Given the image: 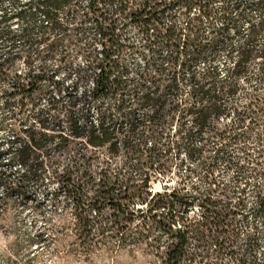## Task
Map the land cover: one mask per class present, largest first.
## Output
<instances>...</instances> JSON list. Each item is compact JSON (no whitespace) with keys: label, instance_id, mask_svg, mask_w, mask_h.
Masks as SVG:
<instances>
[{"label":"trees","instance_id":"1","mask_svg":"<svg viewBox=\"0 0 264 264\" xmlns=\"http://www.w3.org/2000/svg\"><path fill=\"white\" fill-rule=\"evenodd\" d=\"M66 9L67 23L59 19ZM39 15L47 22L37 20ZM71 24L79 33L74 53L58 37L68 36ZM129 25L139 35L130 45L124 38ZM124 49L132 51L128 58ZM221 52H226L231 64L225 79H220L215 66L197 69ZM127 59H132V65ZM21 60L27 66L25 73L17 68ZM256 61L260 84L251 87L248 79ZM261 88L264 0H0V94L8 96L0 105L9 108L13 98L21 95L19 111L9 115L21 124L26 119L20 114L28 104L35 107L46 98V105L31 116L25 137L13 131L7 141V150L13 153L8 162L25 169L16 177L15 186L41 183L43 175L50 174L57 184L52 200L65 202L60 194H72L73 208L84 214L85 231H95V224L104 218L108 224L96 228L100 234L114 225L121 232L125 222L138 223L152 237L150 245L157 244L158 264H196L192 246L198 224L188 218L193 208L217 215L242 214L241 219L224 223L232 237L227 255L237 264H264V250L262 258L255 253L264 223L250 221L243 211L248 196L253 216L264 218V132L259 134L254 157L247 147L237 149L245 154L246 162L233 155L238 144L249 138L247 131L239 130L246 119H250V129L264 126ZM240 92L242 100L237 99ZM187 116H191L190 127ZM7 119H0V138ZM221 120L229 122L218 126ZM135 133L138 141H134ZM56 136L82 139L87 148H106L112 155L124 150L144 158L140 189L129 192V186L120 187V201L114 203L110 201L112 187L101 178L93 185L98 188L92 196L73 181L69 166L50 170L45 159L28 153L29 145L43 146L40 140ZM181 140L188 143L185 150L190 159L203 156L199 165L209 186L204 191L192 187L199 195L185 188L152 193V174H165ZM198 140L206 142L198 145ZM4 153L0 148V158ZM220 163L235 169L228 182L214 177ZM213 184L220 195L211 194ZM107 194L106 204H111L113 212L104 217L101 205L96 204ZM241 233L244 250L234 243Z\"/></svg>","mask_w":264,"mask_h":264},{"label":"rangeland","instance_id":"2","mask_svg":"<svg viewBox=\"0 0 264 264\" xmlns=\"http://www.w3.org/2000/svg\"><path fill=\"white\" fill-rule=\"evenodd\" d=\"M66 13L67 9L59 14V19L65 23H67ZM253 15L256 16V14ZM37 20L47 22L44 15H39ZM37 28L38 26L34 27V29ZM124 32L125 43L130 45L132 41H138L139 35L132 25L124 29ZM68 33V36L59 34L58 37L63 44L68 45V51L74 53L79 43V33L74 24L69 26ZM129 52L132 53L131 50ZM129 52L124 49L123 55L125 58H128ZM23 61L17 63V68L25 73L27 66ZM127 62L128 64L132 63V59H127ZM51 63L57 65L58 61L52 60ZM230 65L226 52H221L213 60L202 62L196 67L201 71L207 67L215 66L220 73V79H225L227 68ZM259 66V62L256 61L251 67V74L248 79L251 87L260 84L258 78ZM260 92L263 95L264 88H261ZM20 96L17 95L13 98L14 102L9 108H3L0 105V119L4 116L8 117L0 138V148L5 149V153L0 158V177L3 179L0 180V264H158L157 244L150 245L152 237L149 238L138 223L125 222L123 224L125 226L124 230L121 232H116L114 230L116 225H114V227H110L108 232L100 234L96 228L108 224V220L104 218L95 224V231L90 233L87 230L85 231L82 228L83 224L81 225L84 214L80 215L73 208L72 194L67 196L64 195L65 192L60 194L59 199L65 200V202L54 203L52 200V192L57 188V184L53 182L50 174L43 175L41 183L31 181L25 187L15 186L16 177L23 173L25 169L18 163L8 162L10 155L13 153L12 150H7V141L11 138L13 131L20 132L22 137H25L24 131L31 124V116L46 105V98L44 97L35 107L28 104L20 114L26 120L21 124L17 123L9 115L19 111L17 100ZM5 97L8 96H1L0 94V101H4ZM129 97V94H127L126 98L129 99ZM237 99H243V92L237 95ZM113 102L116 103L117 101L114 100ZM185 120H187L186 126L190 127L192 124L191 116L185 117ZM249 120V118L246 119L242 128L239 129L247 131L249 138L246 141L244 140L245 142L239 143L233 154L235 157H242V162H246V160L244 161L246 156L241 153V150L237 149L247 147L249 149L246 151L254 157L259 146V134L264 132V126H256L250 129L252 124H249ZM227 122L229 121L221 120L218 126ZM175 124L173 125V132ZM138 136V133L134 134V141H138ZM121 137L123 138V135ZM39 142L43 146H28V153L31 157L45 159L50 170L53 166H57L58 169L69 166L73 181L78 186L81 183L85 191L91 193L92 196L94 190L98 188L93 185L99 183L101 178H106L109 187H112L109 188V192L112 193L110 201L116 203L120 201V196H118L121 194L120 187L124 190L125 187L129 186V192H137L145 177L143 166L145 159L138 158L136 154L131 155L128 151L123 150L116 155H112L106 148H87L82 139H63L59 136L54 137L51 141L40 140ZM205 142V140L200 142L198 140L196 143L203 145ZM187 144V141H182L178 150L171 153L165 174H152L149 181V191L157 193L185 188L189 189L191 193L199 195L200 191H204L209 186L205 183L207 180L205 179L206 174L199 165L200 161L203 160V156L199 159H190L185 150ZM206 155L207 153L204 154V156ZM235 160L238 161L237 158ZM235 174L233 167L228 168L223 163H220L214 171V177L223 183L231 180ZM261 182L264 183L263 180ZM194 186H198L200 191L192 188ZM45 187H48L49 190L44 189ZM210 187L211 194L220 195L217 186L213 184ZM103 197L105 198H101L96 206L101 205L102 213L106 217L113 212V209L110 206L111 204H106L109 195H103ZM247 198L249 200L247 202L248 206L245 209L243 208V211L248 219L259 225L264 223V218L253 216L250 209L251 199L248 196ZM94 207L95 204L90 207L92 216L95 214L92 211ZM241 215L237 214L236 217L232 214L227 216L217 215L200 208H193L189 211L188 218L198 224L196 239H193L192 246L195 251L194 260L196 264H237L232 261L230 255H227L228 243L232 240V237L228 234L224 223L239 220L242 218ZM258 236L260 243L255 253L259 259L262 258L264 250V235L258 234ZM234 243L244 250L246 246L244 233L238 234Z\"/></svg>","mask_w":264,"mask_h":264}]
</instances>
